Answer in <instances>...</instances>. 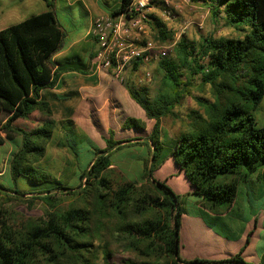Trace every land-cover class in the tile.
I'll list each match as a JSON object with an SVG mask.
<instances>
[{"label":"trees","instance_id":"trees-1","mask_svg":"<svg viewBox=\"0 0 264 264\" xmlns=\"http://www.w3.org/2000/svg\"><path fill=\"white\" fill-rule=\"evenodd\" d=\"M130 1L122 0L110 15H119ZM204 1L215 18L222 15L243 35L208 34L200 42L181 38L175 57L158 60L164 73L153 95L147 84L134 80L137 63L124 83L146 118L129 116L124 127L146 131L148 119L154 121L152 130L147 138L117 139L110 129L106 146L97 148L77 185L41 165L56 128L41 91L54 84L52 58L63 47L65 31L53 9L0 30V146H12L4 173L14 182H0V264H252L242 255L251 232L246 245L226 258L181 256L185 196L192 195L201 212L225 220L240 184L254 173L264 194V124L255 115L264 98V0ZM149 17L154 42L174 36L157 13ZM199 75L214 99L197 98L203 111L192 110L186 130L170 139L162 119L175 115ZM19 119L35 125L20 126ZM67 125L79 133L73 122L64 130ZM60 145L69 143L60 139ZM135 146L146 153L136 156L144 161L141 179L114 176L115 152ZM170 158L192 186L184 195L156 176ZM20 177L34 186L19 188ZM67 197L73 203L61 210ZM37 201L47 206L41 216L18 217L17 203L33 208Z\"/></svg>","mask_w":264,"mask_h":264},{"label":"rangeland","instance_id":"rangeland-1","mask_svg":"<svg viewBox=\"0 0 264 264\" xmlns=\"http://www.w3.org/2000/svg\"><path fill=\"white\" fill-rule=\"evenodd\" d=\"M208 5L204 0H171L170 7L173 10V17L163 19V21L166 22L174 36L166 42L160 43L169 48V53L166 58L175 57L177 42L184 37L190 41L200 42L202 37L208 34L228 38L243 35L242 31L228 25L222 15L221 17L215 18ZM56 7L57 19L62 24L67 36L64 42L68 43L69 41H73L87 31L89 16L82 10L80 5H76L71 9L59 1L56 3ZM154 13L160 15L161 8L158 7ZM147 69L153 73L152 81L147 83L145 81L141 82V75ZM132 72L131 70L130 74H133ZM163 73L159 68L158 61H153L150 65L142 66L134 75V80L138 83L137 85L147 84L150 87V93L153 95L159 88ZM190 90L191 95H186L181 100V103L176 106L174 110L175 115L166 116L162 119L163 131H166L170 139L175 138L182 131L186 130L190 123L189 114L192 110L203 111L197 98L210 101L214 99L210 85H203L200 75L195 77L194 84ZM255 115L259 124H264V98L255 111ZM92 121L95 127L93 129H95L97 136L96 142L91 144L81 133L75 132L72 126L67 125L64 134L58 131L52 142L48 144L47 152L41 160V165L48 168L55 178H61L63 181L68 180L67 182L69 184L77 185L79 182V173L86 168L88 161L95 156L97 148L99 146H106L105 138L109 136V132L106 130L102 131V123L98 119L94 118ZM17 123L26 128L34 127L35 125V122L24 119H19ZM146 123V131L132 129L122 132L115 129V136L117 139L131 138L133 136L147 138L152 130L154 121L147 119ZM60 139H64L65 142L69 143L67 148L60 145ZM11 152L12 146L8 142L0 146V182L5 185L14 184L10 175L4 173L8 169ZM138 152L144 153L145 150L144 148L135 146L122 148L115 152L113 156L115 161L113 175L128 177L132 180H140L144 173V161L143 159H137ZM175 167L173 162H167L156 171V176L164 179L169 178L168 184L176 192L185 191L187 189V180L182 177H171ZM251 176L249 182L240 184L237 201L232 206L233 213L230 214L229 218L236 221L237 225L235 227L230 226L225 220L220 219L219 216H212L201 212L196 206V200L192 195L185 196L182 199V207L187 217L196 215L199 212L208 226L212 227L213 231L218 235L230 236L235 241H242L244 244L241 248L245 245L248 233L251 232L250 245L246 249L248 260L252 264H264V262L260 263L264 256V194L256 180L255 173ZM18 186L19 188H29L34 185L27 178L20 177L18 179ZM26 197H31V194ZM72 203V199L67 197L60 204L61 210H65ZM46 209L47 206L41 201H37L33 208L28 207L26 203L22 202L17 203L15 206L18 217L21 219L29 216L39 217ZM256 218L257 224L254 226V221L252 220H256ZM245 232L244 242L241 239Z\"/></svg>","mask_w":264,"mask_h":264},{"label":"crops","instance_id":"crops-1","mask_svg":"<svg viewBox=\"0 0 264 264\" xmlns=\"http://www.w3.org/2000/svg\"><path fill=\"white\" fill-rule=\"evenodd\" d=\"M59 1L71 9L80 5L89 16V26L79 38L64 42L62 49L53 56L54 84L41 91L42 99L50 105L56 120L54 138L58 131L64 134L63 125L71 121L79 133L87 134L96 142L94 120L92 121L94 118L102 123V131L117 129L123 132L134 129L125 128V120L129 116L145 120L144 109L133 99L124 82L115 79L108 70L97 68L91 60V55L98 50V41L91 34L93 21L98 16L110 14L117 9L122 0H0V30L49 9H54L57 13L56 3ZM136 65L137 63L133 64V67ZM131 76L129 73L128 79ZM166 161L173 162L171 158ZM174 176L186 179L177 166L171 174V177ZM166 179L169 181V178ZM186 188L185 191L177 193L184 195L191 191L192 186L188 180ZM196 206L199 208V205ZM224 219L230 226L237 225L229 216H225ZM252 221L256 226L257 221L255 219ZM245 235L246 232L241 239L244 242ZM180 240L181 256L187 260L196 257L226 258L237 253L244 244L230 236L218 235L199 213L190 217H187L186 213L183 214ZM249 245L250 242L242 253L247 261L249 260L246 249ZM261 262H264V256Z\"/></svg>","mask_w":264,"mask_h":264},{"label":"built area","instance_id":"built-area-1","mask_svg":"<svg viewBox=\"0 0 264 264\" xmlns=\"http://www.w3.org/2000/svg\"><path fill=\"white\" fill-rule=\"evenodd\" d=\"M170 3L171 0H131L126 9L117 16H98L91 28L92 36L98 41L95 66L108 70L115 79L125 82L133 64L140 62L142 66L150 65L153 61L166 57L169 48L150 38L148 21L149 15L158 7L161 8L159 16L162 19L172 18ZM152 76V71L147 69L140 80L147 82Z\"/></svg>","mask_w":264,"mask_h":264}]
</instances>
